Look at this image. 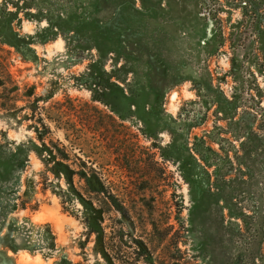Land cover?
<instances>
[{"label":"rangeland","instance_id":"rangeland-1","mask_svg":"<svg viewBox=\"0 0 264 264\" xmlns=\"http://www.w3.org/2000/svg\"><path fill=\"white\" fill-rule=\"evenodd\" d=\"M70 6L65 33L27 58L0 47V153L28 148L0 179V264H264V0ZM20 17L21 34L50 36ZM43 143L116 195L107 256Z\"/></svg>","mask_w":264,"mask_h":264},{"label":"trees","instance_id":"trees-1","mask_svg":"<svg viewBox=\"0 0 264 264\" xmlns=\"http://www.w3.org/2000/svg\"><path fill=\"white\" fill-rule=\"evenodd\" d=\"M58 1H60L61 4ZM77 1L78 0H3L0 3V47L5 45L14 47L18 52H21L24 56L26 55L27 58L31 55L29 52L34 51L32 48L33 43L52 40L56 38V34H61L66 31V28L61 26V20L66 18L64 12L69 15L72 9L70 5H73L74 2ZM11 5L14 6V9L10 8ZM20 14L26 17H35L37 20H42L44 17L49 23L48 28H45L44 31L49 32L50 36L42 37V35H38V33L36 35L21 34L14 26L15 21H21L22 18ZM72 15L73 14H70V16ZM94 30L96 29L87 30L91 37V32ZM110 85L117 86V88L122 91V97L119 99L126 100L127 106L135 104L131 101L128 103L130 98L125 94L123 87L120 86L118 82H110V80L108 81V79H106L105 88ZM106 105H108L107 100ZM111 110L123 121L131 117L130 115L126 116L113 105L111 106ZM37 132L39 139L44 141L45 134L40 132V130H37ZM37 148L47 154V161L54 164L52 172L56 176L62 177L67 184L66 188L63 189L61 187L63 193L62 203H80L83 213L82 219L87 227V232L97 235L99 248L102 253L107 256L110 246L109 243L105 241V207L108 206L109 198H111L112 201H110V203L114 207L116 206L117 209L119 207L117 197L113 193V190H109L102 174L88 165L87 161L76 156V154L74 158H71L72 154L68 151L66 146L60 145V143H56L54 146L43 143L42 146H37ZM27 150L28 148L25 144H20L14 151L10 150V152H6V154L4 152L0 153V179L5 180V178L8 176L10 177L16 169L24 166L25 159L19 156V152H27ZM12 248L15 250L13 246Z\"/></svg>","mask_w":264,"mask_h":264}]
</instances>
